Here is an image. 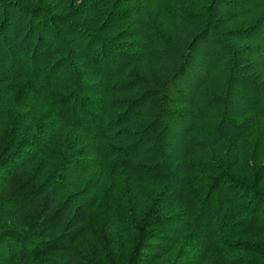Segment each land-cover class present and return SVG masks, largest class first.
<instances>
[{
    "label": "trees",
    "instance_id": "16d2710c",
    "mask_svg": "<svg viewBox=\"0 0 264 264\" xmlns=\"http://www.w3.org/2000/svg\"><path fill=\"white\" fill-rule=\"evenodd\" d=\"M202 46L241 102L174 106ZM263 46L264 0H0V264H264Z\"/></svg>",
    "mask_w": 264,
    "mask_h": 264
},
{
    "label": "rangeland",
    "instance_id": "374dc122",
    "mask_svg": "<svg viewBox=\"0 0 264 264\" xmlns=\"http://www.w3.org/2000/svg\"><path fill=\"white\" fill-rule=\"evenodd\" d=\"M152 2L162 4L163 0H152ZM224 28L226 30H234L236 28V25L234 22H231L225 25ZM251 34L257 35L258 31L255 30ZM240 37H241L240 39L234 41V44L232 43L233 46L236 47L235 45H239L240 48L245 49L246 54L253 55L254 50L251 44L255 42L254 38L250 37L248 39V36L243 37L242 35ZM257 37H260V36H257ZM258 46H260L259 43H257V47ZM232 49L235 50L233 47ZM262 49L264 50V46L262 47ZM202 51H204L205 53L201 56H196L195 54L190 53V55L186 57L187 62L189 61L191 62L189 66L185 65L186 67L185 76L186 77L182 76L181 79H179L178 81L175 79L170 81V85H171L170 87L173 92V95L176 96L177 98H180V102H176L174 105L177 108L183 109L184 105L188 104L190 101L195 100L196 98L201 96V94L204 96H207L210 92H220L224 98L228 99L230 91L233 89L232 80L236 78V73L243 69V64L249 61V60L245 62L240 61L239 64L234 65V58L231 57V52L230 50H228V51L221 53L218 56V59H220V61L217 65H209V61L205 60L206 54L209 52V49L206 50L202 46ZM258 63L264 65V58L262 56L258 58L257 64ZM143 73L147 74V72H143ZM195 74L201 76L200 77L201 80L199 81L198 86H196V84H193L192 87H195V88H191L186 82L187 81L188 83L190 82L188 76H192ZM177 83L181 85L179 88L176 87L178 86ZM121 91L125 92V94H123L120 98L124 97L125 100L130 98V96L126 93L127 90L122 88ZM120 98H118V96L116 97V99H120ZM229 99L231 103L234 100L237 103L241 102L237 98L236 91L230 94ZM245 111H252V109L245 108ZM191 113L192 111H190V114ZM263 125H264V121L260 122L258 127L263 126ZM91 237H92V234L86 233V235L82 239L83 243L86 242L84 244L86 245L85 251L88 249V242H92V240L90 239ZM140 258L142 257L139 255L136 259H140ZM101 262H104V261L101 260ZM115 263L117 264L116 261ZM141 263L142 261H138L135 264H141ZM104 264H108V263L104 262Z\"/></svg>",
    "mask_w": 264,
    "mask_h": 264
}]
</instances>
